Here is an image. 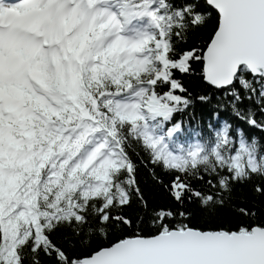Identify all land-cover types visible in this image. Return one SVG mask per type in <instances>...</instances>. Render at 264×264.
Here are the masks:
<instances>
[{
  "label": "snow or ice",
  "instance_id": "obj_1",
  "mask_svg": "<svg viewBox=\"0 0 264 264\" xmlns=\"http://www.w3.org/2000/svg\"><path fill=\"white\" fill-rule=\"evenodd\" d=\"M0 264H264V0H0Z\"/></svg>",
  "mask_w": 264,
  "mask_h": 264
},
{
  "label": "trees",
  "instance_id": "obj_2",
  "mask_svg": "<svg viewBox=\"0 0 264 264\" xmlns=\"http://www.w3.org/2000/svg\"><path fill=\"white\" fill-rule=\"evenodd\" d=\"M194 110L196 112L197 118H199L200 115H201V107L199 105H196L195 108H194Z\"/></svg>",
  "mask_w": 264,
  "mask_h": 264
}]
</instances>
